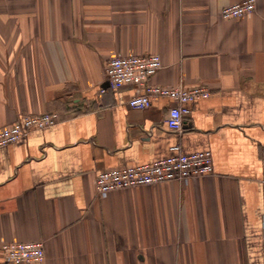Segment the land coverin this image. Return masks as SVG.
Segmentation results:
<instances>
[{"label": "crops", "instance_id": "crops-1", "mask_svg": "<svg viewBox=\"0 0 264 264\" xmlns=\"http://www.w3.org/2000/svg\"><path fill=\"white\" fill-rule=\"evenodd\" d=\"M238 1L0 0V128L61 118L0 147V247L42 241L28 264H264V0L223 18ZM119 53H158L150 84L209 90L185 131L168 98L137 109L136 85L109 87ZM175 146L210 149L214 172L97 194L100 170Z\"/></svg>", "mask_w": 264, "mask_h": 264}, {"label": "built area", "instance_id": "built-area-1", "mask_svg": "<svg viewBox=\"0 0 264 264\" xmlns=\"http://www.w3.org/2000/svg\"><path fill=\"white\" fill-rule=\"evenodd\" d=\"M256 8V0H242L226 5L221 10L223 18H239ZM162 67L158 53L116 54L105 65L109 87L118 90L121 84H134L139 90L127 103L130 107L144 109L152 101L165 97L171 101L166 115L170 129L177 133L185 131V118L190 114V103L199 97L208 96L204 86L186 88L181 85L161 86L150 84L149 78ZM105 92L106 88H101ZM61 120L57 112L23 113L11 124L0 128V147L14 143L33 128L41 129ZM168 156L142 164H130L100 170L96 176V191L100 197L119 189L150 185L170 180L187 181L190 177L214 172L213 153L210 149L184 153L178 146ZM0 253L10 264H28L43 261L42 241L7 242L1 245Z\"/></svg>", "mask_w": 264, "mask_h": 264}]
</instances>
